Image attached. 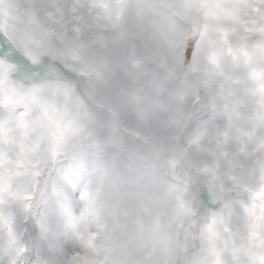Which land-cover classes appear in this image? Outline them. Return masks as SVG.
<instances>
[{
	"label": "snow or ice",
	"instance_id": "obj_1",
	"mask_svg": "<svg viewBox=\"0 0 264 264\" xmlns=\"http://www.w3.org/2000/svg\"><path fill=\"white\" fill-rule=\"evenodd\" d=\"M0 264H264V0H0Z\"/></svg>",
	"mask_w": 264,
	"mask_h": 264
}]
</instances>
